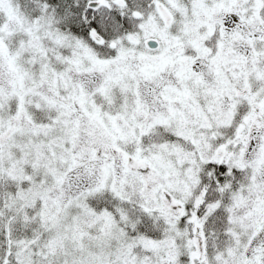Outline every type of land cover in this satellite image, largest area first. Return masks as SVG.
Masks as SVG:
<instances>
[{
  "label": "snow or ice",
  "instance_id": "1",
  "mask_svg": "<svg viewBox=\"0 0 264 264\" xmlns=\"http://www.w3.org/2000/svg\"><path fill=\"white\" fill-rule=\"evenodd\" d=\"M0 264H264V0H0Z\"/></svg>",
  "mask_w": 264,
  "mask_h": 264
}]
</instances>
